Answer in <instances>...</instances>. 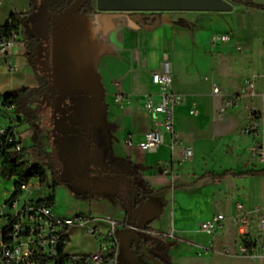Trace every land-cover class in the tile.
<instances>
[{
  "label": "crops",
  "instance_id": "0c3cea01",
  "mask_svg": "<svg viewBox=\"0 0 264 264\" xmlns=\"http://www.w3.org/2000/svg\"><path fill=\"white\" fill-rule=\"evenodd\" d=\"M253 1L264 6V0ZM230 3L232 7L226 11L96 9L97 13L86 15L87 26L80 37L93 57L94 76L101 89L94 97L97 109L92 114H101L104 119V143L115 162L112 174L120 187L118 193L111 191L98 200L103 205L102 214L84 215L144 225L160 234L145 236L151 238L150 251L168 264H264L260 246L264 232L257 224L264 212L260 210L264 205V172L217 177L225 171L264 169V163L252 151L253 137L242 132L250 122L251 109L264 117V9ZM27 9H31L30 0L22 6L0 0V26L11 14H26ZM139 15L144 20L137 21ZM154 15L159 18L158 24L151 20ZM222 34L228 35L226 42L213 41L214 36ZM22 35L18 32L15 39ZM21 40L23 44L15 46L16 40L5 55L0 54V97L38 86L24 46L27 39ZM163 59H168L171 67L172 81L167 90L184 97L173 110V129L183 145L172 151L166 140L155 152L126 148V138L140 142L161 118L145 111L142 100L147 95L157 98L159 89L151 82V74ZM6 60L17 68L9 70ZM251 79L255 80V94L239 95ZM214 86L223 95L238 97L221 117L216 116V110L223 97L212 93ZM117 95L122 96L120 101H116ZM45 115L50 119H42L43 126L51 122L50 106ZM95 125L91 122L92 127ZM257 140L264 146V130ZM184 147L191 149L190 156H185ZM1 162L2 158L0 208L16 181L14 176L1 175ZM139 181L142 192L160 191L142 198L131 188ZM94 197L88 196L90 200ZM236 203L242 204L248 218L246 232L258 256L240 251L241 236L232 221ZM218 213L225 217L215 231L201 230V223ZM96 224L106 226L100 221ZM125 225L117 230L127 228L132 251L139 254L142 242L134 239ZM76 229L70 230L71 240ZM93 244L92 251L96 248ZM74 250L72 254L80 253ZM138 258L142 264H153Z\"/></svg>",
  "mask_w": 264,
  "mask_h": 264
},
{
  "label": "built area",
  "instance_id": "2783aa9c",
  "mask_svg": "<svg viewBox=\"0 0 264 264\" xmlns=\"http://www.w3.org/2000/svg\"><path fill=\"white\" fill-rule=\"evenodd\" d=\"M228 38V35H216L213 41L226 42ZM14 42L15 38L8 39L0 33V54L5 55ZM6 62L9 70L17 68L8 60ZM171 81L169 60L163 59L151 74V82L159 89L157 98L147 95L142 100V108L145 111L154 118L158 116L161 118L153 128L144 133L140 142L133 143L131 138H126L124 140L126 148L155 152L166 140L172 151L177 147H182L183 143L173 129V110L184 101V97L167 90ZM254 88L255 80L251 79L241 88L239 95L251 97L255 94ZM212 93L223 97V102L216 110L217 117H221L228 107L238 101L235 95H223L217 86L213 87ZM121 99V95L116 96V101ZM0 109L13 110L14 107L3 106L0 97ZM249 117L250 122L242 129V132L253 137L252 151L256 158L264 163V146L260 140H257L260 131L264 130V117L256 109L249 111ZM0 137L4 138L5 143H14L15 150L22 148L15 129L9 127L0 129ZM184 154L190 156L191 149L184 147ZM33 179L35 182H31ZM33 179L20 184L16 195L13 194V189L12 194L0 208V264H118L119 242L116 231L125 224L110 217L93 218L84 214H57L51 205L42 201L47 199L46 196L37 192L41 190L43 182L38 178ZM260 210L264 211V205L260 207ZM224 217L222 213L216 214L201 223V230L215 231ZM98 221L105 223L106 226H99L96 224ZM232 221L237 233L241 236L240 251L244 254L258 256L256 246L246 232L248 218L241 203H236ZM257 224L258 228L264 232V212L259 215ZM125 226L144 234L160 236L146 228L132 224ZM72 228H78L90 237L96 245L95 250L79 254L67 252ZM260 246L264 249V240L260 242Z\"/></svg>",
  "mask_w": 264,
  "mask_h": 264
},
{
  "label": "rangeland",
  "instance_id": "374dc122",
  "mask_svg": "<svg viewBox=\"0 0 264 264\" xmlns=\"http://www.w3.org/2000/svg\"><path fill=\"white\" fill-rule=\"evenodd\" d=\"M9 1L17 6H22L27 0H2L3 3ZM26 11L29 21L27 30L32 35L35 44L33 61L43 71H49L50 74L53 69V21L57 16L66 17L68 14L66 10L51 13L47 8V0H36L33 7ZM85 21L87 26L86 18ZM22 38L28 39L29 36L23 34L21 38L15 39V41L18 40L15 46L23 44ZM93 100L94 97L89 95H67L65 93L57 95L50 93L41 97V101L50 106L51 122L44 125V128L51 146L57 149L58 158L62 163L59 175L62 181L53 185L51 173L46 167L45 161L30 153L23 157L27 164L37 162L45 166L47 181L42 183L41 190L37 192H41L46 196L45 198L53 196L51 206L60 215L78 213L100 215L103 205L98 200L111 191L114 193L120 191L117 181H114L116 176L111 175L110 169L104 164L105 151L107 159H111L107 150L108 146L104 143L106 133L105 131L102 134L98 133L95 137L90 129L91 122H95L96 126H102L104 120L101 114L93 116ZM17 119L14 110L0 109V129L8 127L15 129L21 144L30 146L35 142V126ZM97 167L104 169L106 176L99 175L95 170ZM111 172L113 171L111 170ZM85 179H87L85 182L87 189L82 183ZM31 182H35L34 179ZM88 191L93 193L94 200L88 198ZM127 231V228L116 231L119 239L118 264H142L138 257H142V259L146 257L141 252L133 253L131 240L127 239ZM92 241L82 230L76 229L73 231L67 252L72 253V248L80 253L90 252L94 246ZM154 250H157V247Z\"/></svg>",
  "mask_w": 264,
  "mask_h": 264
},
{
  "label": "trees",
  "instance_id": "16d2710c",
  "mask_svg": "<svg viewBox=\"0 0 264 264\" xmlns=\"http://www.w3.org/2000/svg\"><path fill=\"white\" fill-rule=\"evenodd\" d=\"M36 0H30L31 8ZM232 3L244 5L248 8H261L264 6L256 4L253 0H229ZM79 4L75 13H83L85 15L97 13L95 7V0H47V8L50 12H58L69 10ZM28 13L26 14H11L4 25L0 26V33L6 38H15L18 32L26 34L29 38L25 41V49L31 61L34 72L36 73L38 86L28 87L16 94H4L1 96L3 106L9 108L14 107V112L20 115L18 121H22L31 126H35V142L29 147H22L20 150L14 149V143H5L3 137H0V158L1 162V175L3 177H16L14 183V195L19 192L20 184L27 182L33 178H38L41 182L47 181L45 166L41 163L27 164L23 157L30 153L33 156L45 161L46 167L50 170L52 183L57 185L58 181H62L59 178L62 163L58 158L57 149L51 146L48 136L45 134V128L42 125V119H50V115H45L49 110V105L41 101V97L45 94L53 93V71L45 72L34 61V41L32 35L27 30ZM47 116V117H45ZM264 169L260 170H247L240 172L225 171L217 177H223L226 175H233L237 177H244L248 175H255L263 173ZM142 182L132 183V190L142 198H146L153 194L158 193L160 190H148L147 192L141 191ZM145 185L144 187H146ZM45 204L51 205L53 203V196L48 197L46 200H42ZM137 238L146 244V250L161 260L156 254H153L149 248V242L151 238L142 234H136ZM151 243V242H150Z\"/></svg>",
  "mask_w": 264,
  "mask_h": 264
},
{
  "label": "water",
  "instance_id": "95a60500",
  "mask_svg": "<svg viewBox=\"0 0 264 264\" xmlns=\"http://www.w3.org/2000/svg\"><path fill=\"white\" fill-rule=\"evenodd\" d=\"M79 4L66 10L68 16L55 17L53 21V85L52 91L55 95H89L95 97L101 93L100 85L94 76L93 57L84 49L80 37L86 29L85 14L75 13ZM98 11H130V12H158V11H226L230 10L232 4L228 0H95ZM143 15L135 17L137 21L144 20ZM158 24L157 15L152 16ZM150 20V21H151ZM85 72L88 75H85ZM85 77H91L90 81ZM97 105H92L96 110ZM20 118V115H17ZM92 135L98 133L107 134L104 126L90 125ZM105 166L111 170L115 169L114 160L107 159L105 151ZM99 175L106 176L104 169H95ZM117 170V169H116ZM115 172V171H114ZM105 178V177H104ZM83 180L84 188L87 189ZM112 181V180H110ZM118 182V181H117ZM139 227V225H136ZM140 228H145L144 225ZM134 239L140 241L136 234L144 233L129 229ZM141 253L153 264H165L146 250V244L142 242Z\"/></svg>",
  "mask_w": 264,
  "mask_h": 264
},
{
  "label": "flooded vegetation",
  "instance_id": "af4514ba",
  "mask_svg": "<svg viewBox=\"0 0 264 264\" xmlns=\"http://www.w3.org/2000/svg\"><path fill=\"white\" fill-rule=\"evenodd\" d=\"M85 75H88V73L85 72ZM84 79L87 80V81H90V80H91V77H88V78L85 77ZM61 169H62V168H61ZM87 195H88V196H89V195L91 196V195H93V193H92L91 191H88V192H87Z\"/></svg>",
  "mask_w": 264,
  "mask_h": 264
}]
</instances>
